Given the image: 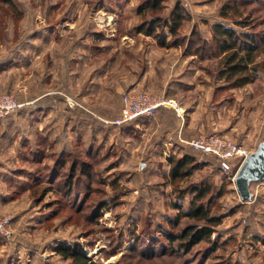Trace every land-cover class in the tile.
<instances>
[{
  "label": "rangeland",
  "instance_id": "374dc122",
  "mask_svg": "<svg viewBox=\"0 0 264 264\" xmlns=\"http://www.w3.org/2000/svg\"><path fill=\"white\" fill-rule=\"evenodd\" d=\"M141 1L0 0V58L19 55L7 77L13 75V91L0 94L19 99L54 89L61 78L62 56L68 53L66 82L72 103L115 118L128 91L164 96L181 107L180 112L171 107L169 116L176 120L181 113L194 137L218 134L245 146L250 154L256 152L264 145V55L256 60L254 82L220 90V57H183V48L162 49L152 38L133 31L150 16L138 13ZM177 3L186 13L182 34L187 36L197 28L209 37L211 26L221 21L233 25L248 17L252 23L264 22V0H169L163 14ZM258 28L264 29V24ZM133 82L136 85L126 91L123 86ZM47 116V125L56 123L52 113ZM105 116L102 128L89 125L88 136H94L79 150L95 174L87 181L89 192L82 178L76 194L67 197L49 192L41 202L33 195L31 200L2 201L0 218L10 216L12 222L8 233L0 234V264H71L55 249L75 243L83 246L92 264H264V178L251 182L250 195L243 198L235 173L223 172L212 156L192 152L197 162L188 166L190 174L174 181L169 159L181 157L188 146L179 151L171 140L164 155L161 148L155 150L164 144L152 141L158 135L145 119L137 128L126 129L107 123ZM60 121L57 130L65 124ZM72 127L74 122L67 126L69 137L79 142L81 127ZM145 144L157 152L153 157L141 154ZM97 145L102 147L100 158L91 156ZM75 153L63 160L66 167L81 162ZM54 161L51 155L33 174L5 177L18 191H27L40 176L38 183L44 188L49 177L44 165L51 168ZM141 163L148 165L146 171ZM195 187H210L202 202L221 221L209 241L188 253H176L177 244L172 248L164 234L178 233L192 222L183 214L191 208ZM100 202L105 205L102 210L97 208Z\"/></svg>",
  "mask_w": 264,
  "mask_h": 264
},
{
  "label": "trees",
  "instance_id": "16d2710c",
  "mask_svg": "<svg viewBox=\"0 0 264 264\" xmlns=\"http://www.w3.org/2000/svg\"><path fill=\"white\" fill-rule=\"evenodd\" d=\"M6 1L10 4V0ZM168 1H141L137 8L138 13L143 17L147 14L150 16L135 25L133 31L152 38L161 48L181 47L183 48V54L187 56H197L203 59L220 57L217 78L224 82L219 87L220 90L239 88L254 82L259 71V63L256 60L260 54L264 55V29L258 28L264 24L263 21L252 23L251 19H247L248 17L242 21H235L233 25L221 21L211 26L209 37L197 28H194L187 36L182 34L183 24L186 20L184 8L180 3H177L168 13L163 14V11L167 9L166 2ZM225 14L222 15L224 19L227 18ZM11 57H13L11 53L3 56V62ZM3 62L0 68L7 66V63ZM8 62L10 63V61ZM139 120L136 119L123 124V126L130 129ZM41 145L38 150V159L44 161V158L47 159L53 155L55 161L51 168L47 167L46 164L44 165V169L49 175L46 187H40L38 183L41 179L40 176L35 177L37 182L31 188V195L36 196L37 202L44 200L49 192L62 194V197L76 194L75 192L82 185L79 183L82 178H85L84 188L88 192L91 190V186L87 181L94 180V170L88 161L81 159L82 154H80L79 148L54 153L47 151L46 144ZM75 152H78V158L81 162L73 161L69 167H66L64 164L66 157L76 155ZM192 152L195 151L190 148L181 157H171L169 159L171 176L174 181L190 174L188 166L197 162ZM91 156L100 158V151L94 149ZM84 188L81 190H84ZM210 191V187H195L192 190L195 195L191 202V208L183 214V217L189 218L192 222L184 226L178 233L165 232L164 237L169 245L173 248L174 244H177L176 249H173L174 252L183 251L188 253L197 244L209 241L215 227L220 224L221 216H211L202 202ZM104 206V203L100 202L97 208L102 210ZM177 223H179V220ZM55 250L58 255L64 260L70 261L71 264H92L91 257L87 256L83 246L79 243L71 246L61 244Z\"/></svg>",
  "mask_w": 264,
  "mask_h": 264
},
{
  "label": "crops",
  "instance_id": "0c3cea01",
  "mask_svg": "<svg viewBox=\"0 0 264 264\" xmlns=\"http://www.w3.org/2000/svg\"><path fill=\"white\" fill-rule=\"evenodd\" d=\"M12 56L13 57L6 62H3L2 57L0 58V65H2V62L7 63L6 67L0 68V91H13L14 84L13 82L11 83V80L9 81L13 75H10L11 77L8 80L7 77L9 74L8 72H11V68L13 67L12 65L18 62L19 55L16 52L15 54H12ZM182 56L193 57L186 56L183 53ZM62 58L63 64L59 68L61 70L59 72L61 78L58 84L54 86V89H42L33 96L26 97L25 94L23 96L21 95L18 97L19 99H17L21 104L17 111L0 120V204L2 201L5 203L8 201L15 203L24 197L31 200L30 196L32 186L27 191H23L21 188V190L19 189L18 191V189H15L13 185L14 183L12 184L13 186L9 184V182H12V179L10 180L9 176H5L28 173L33 174L34 172H37L36 170L38 166L42 163L41 160L38 159V150L42 146L41 144H46L47 151H52L54 153L64 150H73L74 148L82 150V145H88L90 142L89 139L91 140L94 136L93 134H91L90 137L88 136L89 131L87 128L89 125L99 124L101 128L104 125L103 120H105V115L101 109L98 112L101 115L98 113L95 114L94 112L84 108L79 103H72L70 101L72 98V92L69 89V85L66 80L70 71L71 59L70 56H68V53H64ZM8 61H10V63ZM50 63H52V61ZM141 77L142 75L139 78ZM135 85L136 82H133L131 85L123 87H125L127 91ZM121 105L119 104L118 106V112L120 111ZM178 107L181 109L179 105ZM170 109L171 107H161L155 118L151 120L145 119L147 121L146 123H148V128L151 127L152 133L154 132V135H158L152 137V141L164 144L161 147L156 144L157 147L155 150L157 151L161 148L160 152H163L164 155L170 151L168 146L171 144V140H174V142L178 144L179 151H183L185 145L181 142V139L189 140L194 138L195 135L194 131L188 129L189 125L186 123L181 113L176 114V120L169 116V113L171 112ZM50 113L54 115L52 120L56 123H49L50 125H47L46 118L48 117L47 114ZM76 113L77 116L74 117ZM105 117H107L106 119L108 121L114 118H109L111 115ZM61 119L65 124L63 123L64 126L62 130H57L55 127L61 123ZM139 121L143 120L141 119ZM139 121L135 122V128H137L136 126H139ZM73 122L74 127H72L73 129L71 130L75 131V127L78 125L82 128H79V130L85 131L86 133L83 135L84 133L81 134L80 131L79 142L72 141L71 137H69L70 135L67 130V126ZM115 126L122 128L125 127L123 125ZM145 147L146 144L141 151V154L145 157L151 158L158 152L153 151L150 146ZM92 149H96L101 152L102 147L101 145H97L95 148L92 147ZM45 159L46 158H44V160ZM146 167L145 163H141L142 171H146Z\"/></svg>",
  "mask_w": 264,
  "mask_h": 264
},
{
  "label": "built area",
  "instance_id": "2783aa9c",
  "mask_svg": "<svg viewBox=\"0 0 264 264\" xmlns=\"http://www.w3.org/2000/svg\"><path fill=\"white\" fill-rule=\"evenodd\" d=\"M20 106L12 94H0V120L17 111ZM161 107H172L179 111L175 101L164 96L138 90L128 91L122 97L118 115L107 123L120 126L136 119L151 120ZM181 142L196 153L214 157L223 172H233L235 176L250 155L245 146L218 134H201L189 140L181 139ZM11 222L10 216L0 218V234L8 233Z\"/></svg>",
  "mask_w": 264,
  "mask_h": 264
},
{
  "label": "water",
  "instance_id": "95a60500",
  "mask_svg": "<svg viewBox=\"0 0 264 264\" xmlns=\"http://www.w3.org/2000/svg\"><path fill=\"white\" fill-rule=\"evenodd\" d=\"M264 145L249 155L236 176V185L243 198L250 195L249 184L264 178Z\"/></svg>",
  "mask_w": 264,
  "mask_h": 264
},
{
  "label": "bare ground",
  "instance_id": "6f19581e",
  "mask_svg": "<svg viewBox=\"0 0 264 264\" xmlns=\"http://www.w3.org/2000/svg\"><path fill=\"white\" fill-rule=\"evenodd\" d=\"M179 109V108H178ZM180 110V109H179ZM182 111V110H181Z\"/></svg>",
  "mask_w": 264,
  "mask_h": 264
}]
</instances>
